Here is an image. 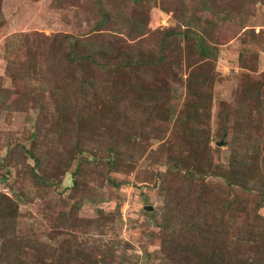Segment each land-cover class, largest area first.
Wrapping results in <instances>:
<instances>
[{
  "label": "rangeland",
  "instance_id": "374dc122",
  "mask_svg": "<svg viewBox=\"0 0 264 264\" xmlns=\"http://www.w3.org/2000/svg\"><path fill=\"white\" fill-rule=\"evenodd\" d=\"M201 1L212 9L200 11L199 0H0V264H151L161 242L154 222L183 193L168 170L189 150L181 133L208 144L210 174L240 149L254 187L264 184V0ZM179 31L200 34L216 56L194 55ZM55 35L97 36L112 53L95 84L101 92L117 66L121 95L64 111L47 90L63 75L58 57L45 62ZM130 58L143 68L127 69ZM31 88L38 104L21 96ZM200 150L190 149L197 160ZM237 207L235 233L261 225L262 209Z\"/></svg>",
  "mask_w": 264,
  "mask_h": 264
},
{
  "label": "trees",
  "instance_id": "16d2710c",
  "mask_svg": "<svg viewBox=\"0 0 264 264\" xmlns=\"http://www.w3.org/2000/svg\"><path fill=\"white\" fill-rule=\"evenodd\" d=\"M199 4L200 11L212 9L210 1L199 0ZM188 32H174L173 37L179 36L187 43H191L192 53L200 58L216 56L215 48L207 46L200 34L190 35ZM96 37L82 39L55 35L49 44L51 54L49 52L44 61L47 62L49 59L54 61V58L58 57L60 66L57 68L63 71V75L55 83H49L47 90L50 95L61 96L64 111H74L83 102L94 100L99 95L107 94L112 97L121 95L120 90L113 92L117 84L122 82L116 83L114 80L119 76L121 68L112 67V65H109V69L104 72L107 73L108 79L104 80L105 86L102 87L101 92L98 91L95 84L96 73L105 71L104 67L107 66V62L102 66L103 62L100 63V61H104V56L110 55L112 51L97 47ZM58 52H62V57L58 55ZM160 62L161 60L154 61L151 64L156 65ZM49 65H54V62ZM126 68L134 71L143 68V65L139 60L130 58ZM12 75L14 82L18 81L20 73ZM111 83L113 90L108 85ZM132 90H139V87L136 83H126L125 91L131 94ZM35 93L31 88L30 93L23 91L20 95L22 97L30 95L27 97L30 101ZM250 98L253 103L254 97ZM33 102L38 104L35 98ZM249 105H251L250 100ZM115 110H117L116 106ZM240 119L242 120V117ZM173 135L177 136L174 133ZM249 136L250 134L247 133V149H251L249 145H252L249 144ZM180 137L186 140L185 145L189 147V150L179 154L181 157L179 160L177 156L172 159V163L176 164L170 165L168 170L169 174L171 172L183 181L184 186L180 191L183 193L173 194L172 202L168 204L170 208H164L166 211L170 210V217L154 222L161 229V242L160 250L154 252L155 258L151 259V264H264V218L256 213L254 219L261 225H249L244 233L239 231V234L233 230L241 211L237 206L243 208L251 205L254 210L264 211V184L254 187L255 183L260 182L250 174L248 164L242 161L244 150L232 151L228 167L224 172L210 174L214 170V162L206 152L208 144L197 139L198 133H191V135L181 133ZM127 144L129 146V143ZM195 146L202 148L201 160L191 155L190 149ZM80 149L81 152L86 151L84 147ZM110 152L112 156H121L115 149ZM32 155L31 153V158H34ZM125 158L131 160L133 157L129 155ZM192 159L196 161L194 167L182 165V160L191 161ZM37 164L35 161V165ZM211 177L219 179L220 182H210L208 179ZM37 178L45 184L43 179L38 176ZM6 209L5 217L14 218L11 207ZM245 248L249 252H245ZM125 261L122 260V263Z\"/></svg>",
  "mask_w": 264,
  "mask_h": 264
},
{
  "label": "water",
  "instance_id": "95a60500",
  "mask_svg": "<svg viewBox=\"0 0 264 264\" xmlns=\"http://www.w3.org/2000/svg\"><path fill=\"white\" fill-rule=\"evenodd\" d=\"M222 144V143H221Z\"/></svg>",
  "mask_w": 264,
  "mask_h": 264
}]
</instances>
